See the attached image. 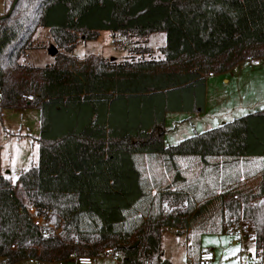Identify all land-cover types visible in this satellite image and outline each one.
I'll use <instances>...</instances> for the list:
<instances>
[{"label": "trees", "instance_id": "1", "mask_svg": "<svg viewBox=\"0 0 264 264\" xmlns=\"http://www.w3.org/2000/svg\"><path fill=\"white\" fill-rule=\"evenodd\" d=\"M13 2L0 14V107L38 108L40 132L38 161L14 184L0 167V264L97 257L108 248L122 264H173L162 255L165 229L194 230L197 245L203 233L242 222L259 256L264 204L255 201L264 199V109L175 144H165L163 127L168 112L204 111L207 73L264 57V0ZM39 26L56 44L54 63L21 65ZM102 30L140 37L164 32V58L115 62L70 55L78 41L96 40ZM145 155L203 162L258 156L261 179L254 189L232 183L203 197L186 188L154 194L137 165ZM174 180L184 177L177 172ZM31 208L56 227L67 223L63 238L54 232L43 237L47 226L33 222Z\"/></svg>", "mask_w": 264, "mask_h": 264}, {"label": "rangeland", "instance_id": "2", "mask_svg": "<svg viewBox=\"0 0 264 264\" xmlns=\"http://www.w3.org/2000/svg\"><path fill=\"white\" fill-rule=\"evenodd\" d=\"M13 0H0V14L6 13ZM97 40L78 41L70 54L77 60L95 55L115 62L139 59L161 60L165 45L164 32H153L146 36L113 35L102 30ZM56 44L47 27L39 26L32 36L30 46L19 57L18 63L43 67L54 63L53 50ZM59 52L63 50L57 48ZM258 60V64L253 60ZM208 75V73L206 74ZM227 79L228 82L224 80ZM264 109V57L247 58L228 72L215 73L206 77V104L203 112L192 114H168L164 122L165 144H175L183 138L206 129L217 127L220 122ZM185 118V119H183ZM177 121V122H175ZM40 132V110L36 107H0V165L1 172L14 184L19 173L38 161L36 139ZM138 168L148 181L152 193L163 189H190L197 196L218 193L220 187L237 183L240 187L254 189L261 179L262 159L258 156L245 158L181 157L169 161L164 156H141ZM179 173L184 181L174 180ZM18 196L28 206L25 195L18 190ZM262 202L264 199H257ZM166 208V207H165ZM32 219L36 216L30 210ZM48 233L64 236L68 224L60 222L56 227L51 220H43ZM215 221L219 222L218 218ZM187 234V236H186ZM242 235V236H241ZM194 230L165 229L161 235L163 258L173 264H198L199 249L214 254L211 264H242L241 258L252 262H264V244L259 256L255 254V241L251 228L246 223L228 228L221 233H203L199 240H193ZM243 236H247L246 239ZM187 243H189L187 245ZM39 252L40 246L35 248ZM113 254L114 261L95 259L89 263L78 260L53 264H118L120 256ZM100 256V255H99ZM2 260L0 259V263ZM17 264H43L33 260H21ZM47 264V263H46ZM122 264V263H121Z\"/></svg>", "mask_w": 264, "mask_h": 264}, {"label": "built area", "instance_id": "3", "mask_svg": "<svg viewBox=\"0 0 264 264\" xmlns=\"http://www.w3.org/2000/svg\"><path fill=\"white\" fill-rule=\"evenodd\" d=\"M255 63L257 64L258 63V60L255 61ZM209 76H212L213 73L212 72H209L208 73ZM33 213H34V209L31 208L30 209ZM44 219L42 217H39V216H35L34 219H33V222L40 226V227H43L44 226ZM48 235V232L45 230L42 234L43 237H46ZM114 250L111 249V248H108V249H105L101 254L100 256H103V257H113V254H114ZM116 256H119V254H116ZM214 258V254L212 251L210 250H202L199 252V257H198V264H211L212 260ZM240 262L242 264H261V262L257 261V262H252L248 259H245V258H241L240 259ZM118 264H121L120 262Z\"/></svg>", "mask_w": 264, "mask_h": 264}, {"label": "crops", "instance_id": "4", "mask_svg": "<svg viewBox=\"0 0 264 264\" xmlns=\"http://www.w3.org/2000/svg\"><path fill=\"white\" fill-rule=\"evenodd\" d=\"M101 32V31H100ZM99 32V33H100ZM100 35V34H99ZM99 37V36H98ZM98 39V38H97ZM96 39V40H97ZM250 60H253L254 61V63H255V61L256 60H254V59H250ZM244 61V60H243ZM259 63V62H258ZM257 63V64H258ZM236 66V65H235ZM234 67V66H233ZM232 67V68H233ZM231 68V69H232ZM231 69H229L228 71H230ZM228 71H225V72H228ZM224 72V73H225ZM215 75V73H213V75L211 76V77H213ZM207 76H209V75H205V77H207ZM225 82H228V80L227 79H225L224 80ZM205 104H206V99H205ZM168 114H192V113H186V112H168V113H166V115H165V119L167 118V115ZM183 119H185V118H183ZM175 122H177V121H175ZM222 123H224V122H222ZM221 122H220V124H222ZM219 124V125H220ZM36 163H37V161H36ZM35 165V164H34ZM31 166V165H30ZM0 167H1V165H0ZM186 236H187V234H186ZM242 236V235H241ZM243 238L244 239H246L247 238V236H243ZM189 243H187V245H188ZM199 251H201L200 249H199ZM113 257H103V256H97V257H86V256H70L69 258H67V259H63V260H58V261H51V262H43V264H53V263H56V262H62V261H69V260H78L80 263H89V262H91L92 260H95V259H104V260H108V261H114V259H112ZM26 260H32V259H26ZM34 262H41V261H36V260H33ZM19 262V261H18ZM18 262H16V263H14V264H17ZM42 263V262H41Z\"/></svg>", "mask_w": 264, "mask_h": 264}, {"label": "water", "instance_id": "5", "mask_svg": "<svg viewBox=\"0 0 264 264\" xmlns=\"http://www.w3.org/2000/svg\"><path fill=\"white\" fill-rule=\"evenodd\" d=\"M16 2H17V0H14V2H13V6L16 4ZM53 51H54V50H53ZM52 53H53V52H52ZM137 243H138V241H136L134 245H136Z\"/></svg>", "mask_w": 264, "mask_h": 264}]
</instances>
